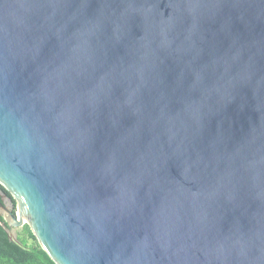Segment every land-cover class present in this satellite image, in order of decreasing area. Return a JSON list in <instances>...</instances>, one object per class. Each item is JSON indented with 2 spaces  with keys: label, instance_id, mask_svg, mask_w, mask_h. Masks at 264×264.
I'll use <instances>...</instances> for the list:
<instances>
[{
  "label": "water",
  "instance_id": "obj_1",
  "mask_svg": "<svg viewBox=\"0 0 264 264\" xmlns=\"http://www.w3.org/2000/svg\"><path fill=\"white\" fill-rule=\"evenodd\" d=\"M0 184L56 264H264V0H0Z\"/></svg>",
  "mask_w": 264,
  "mask_h": 264
},
{
  "label": "trees",
  "instance_id": "obj_2",
  "mask_svg": "<svg viewBox=\"0 0 264 264\" xmlns=\"http://www.w3.org/2000/svg\"><path fill=\"white\" fill-rule=\"evenodd\" d=\"M0 188L5 195L12 199L13 214L17 213V203L11 194ZM3 203L0 197V206ZM10 227L5 218L0 216V264H56L41 248L29 225H25L19 232L18 241L10 238Z\"/></svg>",
  "mask_w": 264,
  "mask_h": 264
},
{
  "label": "rangeland",
  "instance_id": "obj_3",
  "mask_svg": "<svg viewBox=\"0 0 264 264\" xmlns=\"http://www.w3.org/2000/svg\"><path fill=\"white\" fill-rule=\"evenodd\" d=\"M16 210H17V212H18V209L16 208ZM13 231V230H12ZM11 231V232H12ZM22 231V228H19L18 230H17V234L19 235V232H21ZM17 240H18V237H17Z\"/></svg>",
  "mask_w": 264,
  "mask_h": 264
}]
</instances>
